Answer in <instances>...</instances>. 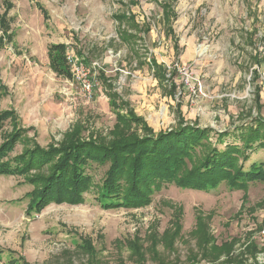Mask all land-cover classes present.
<instances>
[{
    "label": "rangeland",
    "instance_id": "obj_1",
    "mask_svg": "<svg viewBox=\"0 0 264 264\" xmlns=\"http://www.w3.org/2000/svg\"><path fill=\"white\" fill-rule=\"evenodd\" d=\"M53 43L93 65L92 97L51 69ZM128 110L156 132L181 120L221 132L264 119V0H0V111L17 115L0 145L26 131L9 158L33 143L58 147L74 129L109 143ZM261 161L256 147L246 167ZM107 168H89L80 201L42 208L46 168L0 175V264H264V181L206 191L169 183L140 206L106 208L96 185Z\"/></svg>",
    "mask_w": 264,
    "mask_h": 264
},
{
    "label": "trees",
    "instance_id": "obj_2",
    "mask_svg": "<svg viewBox=\"0 0 264 264\" xmlns=\"http://www.w3.org/2000/svg\"><path fill=\"white\" fill-rule=\"evenodd\" d=\"M9 31L4 30V37L12 38ZM67 52V44H51L48 47L49 64L58 76L72 79ZM151 61L154 67L164 69L163 75L160 70L159 76L166 78V68L155 58ZM260 76L254 70L253 80ZM118 115L120 125L109 143L97 138H83L80 131L74 129L58 147L44 148L33 143L22 154L9 158L16 143L25 139L26 131L15 128L0 145V175L26 174L46 168L47 175L38 178L41 181V189L35 195L38 208L51 201H80L92 183L89 168L93 164L108 166L103 181L96 185L97 199L106 208L140 206L150 200L156 188L169 183L184 189L206 191L221 183H226L230 189L246 190L251 182L264 181V161L246 167L250 151L256 147L264 148V119L261 116L234 130L221 132L196 123L185 124L184 120L176 128L156 132L144 117L137 116L132 110ZM16 119L14 111H0V131L7 120L15 122ZM213 133L215 143L211 141ZM230 136L235 137L234 142H227ZM226 264L251 263L238 260Z\"/></svg>",
    "mask_w": 264,
    "mask_h": 264
},
{
    "label": "built area",
    "instance_id": "obj_3",
    "mask_svg": "<svg viewBox=\"0 0 264 264\" xmlns=\"http://www.w3.org/2000/svg\"><path fill=\"white\" fill-rule=\"evenodd\" d=\"M67 61L73 73V83L78 82L88 96L92 97L98 80L96 77L93 78V65L84 63L81 57L70 52H67Z\"/></svg>",
    "mask_w": 264,
    "mask_h": 264
},
{
    "label": "crops",
    "instance_id": "obj_4",
    "mask_svg": "<svg viewBox=\"0 0 264 264\" xmlns=\"http://www.w3.org/2000/svg\"><path fill=\"white\" fill-rule=\"evenodd\" d=\"M65 44H66V43H65ZM152 58H155V57H152ZM152 58L150 59L149 66L151 65V66H152V68H153V69L156 71V68L154 67V65L152 64V61H151V60H152ZM155 59H156V58H155ZM156 60H157V59H156ZM157 62H158V61H157ZM151 66H150V67H151Z\"/></svg>",
    "mask_w": 264,
    "mask_h": 264
}]
</instances>
